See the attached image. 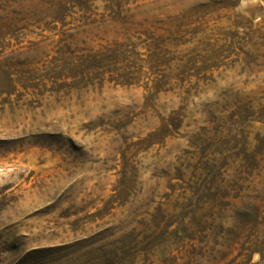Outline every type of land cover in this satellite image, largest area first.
<instances>
[{"label": "rangeland", "instance_id": "obj_1", "mask_svg": "<svg viewBox=\"0 0 264 264\" xmlns=\"http://www.w3.org/2000/svg\"><path fill=\"white\" fill-rule=\"evenodd\" d=\"M0 264H264V0H0Z\"/></svg>", "mask_w": 264, "mask_h": 264}, {"label": "trees", "instance_id": "obj_2", "mask_svg": "<svg viewBox=\"0 0 264 264\" xmlns=\"http://www.w3.org/2000/svg\"><path fill=\"white\" fill-rule=\"evenodd\" d=\"M62 85H63V84H59L58 87H61ZM58 87H57V88H58ZM163 128H164L165 130L168 129L166 126H164ZM252 251H255V250H252ZM248 260H249V258H248Z\"/></svg>", "mask_w": 264, "mask_h": 264}]
</instances>
